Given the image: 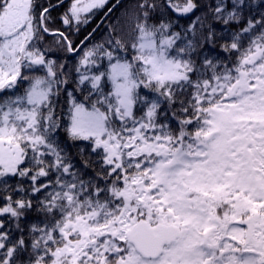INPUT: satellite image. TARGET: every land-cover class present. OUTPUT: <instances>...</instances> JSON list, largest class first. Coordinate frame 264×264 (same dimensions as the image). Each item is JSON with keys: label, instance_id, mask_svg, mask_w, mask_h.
I'll return each mask as SVG.
<instances>
[{"label": "snow or ice", "instance_id": "1", "mask_svg": "<svg viewBox=\"0 0 264 264\" xmlns=\"http://www.w3.org/2000/svg\"><path fill=\"white\" fill-rule=\"evenodd\" d=\"M64 3L0 0V264H264V0Z\"/></svg>", "mask_w": 264, "mask_h": 264}, {"label": "trees", "instance_id": "2", "mask_svg": "<svg viewBox=\"0 0 264 264\" xmlns=\"http://www.w3.org/2000/svg\"><path fill=\"white\" fill-rule=\"evenodd\" d=\"M119 4L117 7L108 15V17L105 19V21L100 25V27L96 30V32L92 35L89 42H87V46L91 47L94 44L97 43H103L108 36V26L109 24L115 23L117 17H121L122 14L126 11L132 8V6L135 3V0H119ZM70 2V1H69ZM198 2H204L207 3L209 0H198ZM214 2V0H212ZM117 3V0H107V3L99 9H94L93 13H89L88 15L91 16L90 22L86 25L81 26V30L79 33L73 35L74 43L79 44L80 40H82L85 36H87L90 32L93 31V29L98 25V23L101 21V19L104 17V15L109 11V9ZM257 3H259V0H257ZM68 6V3H67ZM67 6H62L59 9H56L53 12L54 16H59V13L63 12ZM202 14V9H198L195 13H191L187 16H179L176 17L175 13H170L171 16L175 18L174 22V29L175 30H181L187 28L193 20H195L196 16H200ZM51 40V38H49ZM56 55H58L62 60L65 56L70 57L68 60L63 61L68 64L69 69L76 63L78 56H73L72 54H68L66 52H58ZM55 58V57H54ZM61 136H64L63 133H61ZM67 145H68V151L70 153V158L74 164H76L78 167H83V162L81 159V156L79 155V149L76 147H72V142L67 141V138L64 137ZM80 145L85 144L86 142L80 141L77 142ZM36 218L35 212L29 213L27 219L29 221L34 220ZM26 226V225H25ZM20 234L18 232H13V236L18 237Z\"/></svg>", "mask_w": 264, "mask_h": 264}]
</instances>
